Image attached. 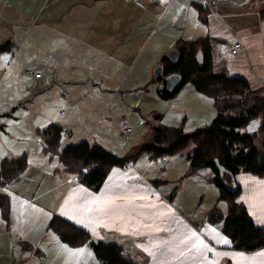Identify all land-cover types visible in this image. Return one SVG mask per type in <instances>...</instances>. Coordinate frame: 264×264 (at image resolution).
I'll return each instance as SVG.
<instances>
[{"label": "rangeland", "instance_id": "rangeland-1", "mask_svg": "<svg viewBox=\"0 0 264 264\" xmlns=\"http://www.w3.org/2000/svg\"><path fill=\"white\" fill-rule=\"evenodd\" d=\"M141 1L146 4V0ZM161 1L149 5L146 12L121 8L123 16L110 24L88 17L85 20L76 8V13L59 21L58 35H53L52 29L40 31L35 25L27 31L14 28L10 36L0 33V46L10 49L5 53L7 60L0 63V161L22 154L27 157L39 148L38 156L49 167L63 168L58 155L51 157L40 149L44 144L41 130L49 123L72 131L70 136L63 133L60 150L82 139L98 140L107 135L106 148L123 153L134 138L142 139L140 144L145 145L151 128L163 126L171 113L170 106L177 109L187 94H199L207 104L213 102L211 97L197 93L190 83L172 97L159 95L154 71L179 40L209 36L215 72L245 78L254 92L263 95L259 78H264V0ZM197 7L205 9V23L199 19ZM110 8L114 13L118 9ZM99 12L98 4L94 14ZM124 12L133 20L125 18ZM145 17L147 24L138 31ZM6 33H10L8 28ZM235 36L244 51L231 54ZM226 64L234 67L228 70ZM26 72H40L42 77L37 79ZM111 94L118 95L114 99L125 98V94L130 99L126 101L129 117L127 111L118 117L134 129L128 141L121 137L119 126L104 116L103 108ZM165 157L169 160L172 156ZM160 168L163 170L164 164ZM47 234L45 242L54 236L50 230ZM44 247L43 243L42 250ZM22 249V244L14 248L18 264H48L30 252L27 261L22 262L26 256L21 254Z\"/></svg>", "mask_w": 264, "mask_h": 264}, {"label": "crops", "instance_id": "crops-1", "mask_svg": "<svg viewBox=\"0 0 264 264\" xmlns=\"http://www.w3.org/2000/svg\"><path fill=\"white\" fill-rule=\"evenodd\" d=\"M153 3L161 4L162 1L146 0L145 4L141 0H0V33L10 36L14 28L27 31L35 25L39 26L40 31L52 29V34L58 35L61 33L58 29L59 21L65 15L76 13V8H79L78 13L85 20L88 17L89 20L99 19L104 24H110L123 16L119 13L121 8L129 7L130 10L146 12L147 7ZM98 4L100 12L96 15L94 7ZM110 6L118 8L117 11L114 13ZM124 15L130 21L133 20L128 12H124ZM147 21L145 17L137 30L145 27ZM7 28L9 34L6 33ZM104 34L109 36L106 30ZM6 52H10V49L0 46V63L7 60ZM225 67L229 70L234 66L226 64ZM117 96L111 94L103 110L108 120L120 126V122L126 120L118 119L121 113L127 111V116L130 115L127 107L130 99L126 94L125 98L114 99ZM176 108L170 106L171 113L167 114L163 125L182 127L186 132L211 124L216 115L213 102L207 104L205 98L199 94H187L185 100L180 105L177 104ZM258 132L260 140L257 146L260 147L264 134L259 130V125L249 128L252 135ZM108 139L109 136L104 135L98 140L87 141L108 150L104 143ZM141 140L134 138L133 144L123 153L108 150L120 158L134 156L135 159L132 163L129 161L114 167L118 171L113 173L112 169L98 191H92L74 180V174L67 172L64 166L56 169L49 167L45 159L38 156L39 148L33 149L27 156L26 171L3 189L10 198L11 216L6 221L0 213V239H3L0 242V264L19 263L18 252H14L19 244L23 246L21 254H26L22 262L27 261V254L30 252L42 257L39 259L48 264H98L87 245L74 249L64 247L65 244L60 242L56 234L47 242L44 241L49 232V223L55 214L87 231L92 242L116 244L122 254L135 264H210L212 261L215 264L226 261L231 264H264V255H261L264 254V247L249 252L234 249L230 239L222 233L221 223H213L207 219L208 212L213 207H217L224 216L227 214V205L218 199V189L212 183V170L201 168L188 173L189 151L175 154L169 160L164 157L163 162L161 157L152 158L146 152L138 155L143 145L140 144ZM40 149L46 154L43 143ZM160 164H164L163 170ZM235 180L240 186L239 201L245 206L253 222L264 228V184L258 183L264 181V178L239 172ZM127 193L137 197L131 207L125 206L91 217H82L73 211L74 205H83L95 197L108 199L123 197ZM119 203L123 204V199ZM193 232L211 251L194 248L197 242L192 238ZM224 238H227V244L223 243ZM69 249L84 251L76 253ZM218 252L232 255H215ZM240 253L243 256L236 255Z\"/></svg>", "mask_w": 264, "mask_h": 264}, {"label": "trees", "instance_id": "trees-1", "mask_svg": "<svg viewBox=\"0 0 264 264\" xmlns=\"http://www.w3.org/2000/svg\"><path fill=\"white\" fill-rule=\"evenodd\" d=\"M197 9L199 19L205 23V9ZM209 39L206 36L179 40L176 47L180 53L178 61L171 63L165 56L161 63L163 76L171 73L181 75V86L170 97L190 83L197 92L213 99L215 119L211 124L189 132L182 127H152L148 142L142 145L138 155L146 152L152 158H160L189 151L188 173L210 168L213 172L212 183L218 189V199L227 205V214L224 216L217 207H213L207 219L221 223V231L230 239L234 249L249 252L264 247V228L253 222L239 201L240 186L235 176L239 172H247L264 178V135L261 146L256 147L255 135L249 133V128L258 124L264 134V96L254 92L245 78H229L215 72ZM198 50L202 51L203 65L196 61ZM154 80L160 82L159 77ZM63 133L64 128L57 123H49L43 128L44 152L51 157L58 155L67 172H79L78 181L92 191L102 187L114 167L135 159L134 156L120 158L87 140L60 150ZM27 168L25 154L0 161V213L6 221L10 220L11 204L3 189L17 180ZM48 228L70 248L88 245L98 264H135L122 254L116 244L92 242L87 231L58 214L52 217ZM222 264L231 263L226 261Z\"/></svg>", "mask_w": 264, "mask_h": 264}, {"label": "snow or ice", "instance_id": "snow-or-ice-1", "mask_svg": "<svg viewBox=\"0 0 264 264\" xmlns=\"http://www.w3.org/2000/svg\"><path fill=\"white\" fill-rule=\"evenodd\" d=\"M117 171H118L117 169H113V173ZM258 183L264 184V181H259ZM121 199H123L124 201L123 204L119 203ZM136 199L137 197L133 195L132 193H127L123 197H111L108 199H105L103 197H95L91 201H86L83 205H78V206L74 205L73 211L82 217H91L97 213H106V212L114 211L116 209L124 208L125 206L131 207L134 205V202ZM78 222H83V221H78ZM212 231H215V229H212ZM192 238H194L197 242V244L194 245V248L211 251V249H208V246L204 243L203 240L200 239V237L196 233L194 232L192 233ZM223 243L225 244L228 243L227 238L223 239ZM64 247H67V246L65 245ZM69 251L80 253V252H83L84 249H75V250L69 249ZM215 255L228 256L232 254L227 253V252H218V253H215ZM236 255L243 256L242 253L236 254ZM261 255H264V254H261ZM210 264H215V261L210 262Z\"/></svg>", "mask_w": 264, "mask_h": 264}, {"label": "water", "instance_id": "water-1", "mask_svg": "<svg viewBox=\"0 0 264 264\" xmlns=\"http://www.w3.org/2000/svg\"><path fill=\"white\" fill-rule=\"evenodd\" d=\"M179 51L176 48L170 50L166 57L175 63L178 59ZM196 61L199 65H203V54L201 50L196 53ZM154 78H160L158 93L162 98H169L173 93L181 86L182 79L179 73H171L167 76H163V65L160 64L154 71Z\"/></svg>", "mask_w": 264, "mask_h": 264}, {"label": "built area", "instance_id": "built-area-1", "mask_svg": "<svg viewBox=\"0 0 264 264\" xmlns=\"http://www.w3.org/2000/svg\"><path fill=\"white\" fill-rule=\"evenodd\" d=\"M126 1H132V2H138L139 0H126ZM151 1H155V0H151ZM235 41L232 43L231 45V54H237L238 52L242 51L243 49V45L241 40L235 36ZM244 51V50H243ZM27 75L35 77V78H39L41 76L40 72H26ZM259 81L261 83V87L263 88V96H264V78H259ZM120 135L121 137L125 140L128 141L129 139H131L134 135V129L131 127V125L126 121V120H122L120 122ZM72 131L70 129H64V134L69 136L71 135ZM161 162H163L165 160L164 157H161ZM80 178V174L79 172L74 174V180L78 181Z\"/></svg>", "mask_w": 264, "mask_h": 264}, {"label": "flooded vegetation", "instance_id": "flooded-vegetation-1", "mask_svg": "<svg viewBox=\"0 0 264 264\" xmlns=\"http://www.w3.org/2000/svg\"><path fill=\"white\" fill-rule=\"evenodd\" d=\"M176 49H177V48H176ZM178 51H179V50H178ZM179 56H180V53H179ZM179 56H178V59H179ZM167 59H168V58H167ZM178 59H177V61H178ZM168 60H169V59H168ZM177 61H176V62H177ZM169 62H171V61L169 60ZM171 63H172V62H171ZM160 64H162V63H160Z\"/></svg>", "mask_w": 264, "mask_h": 264}]
</instances>
